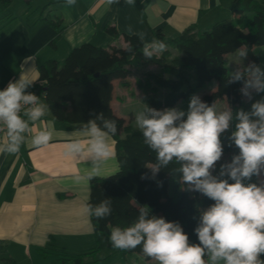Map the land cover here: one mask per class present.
<instances>
[{
	"label": "crops",
	"instance_id": "crops-1",
	"mask_svg": "<svg viewBox=\"0 0 264 264\" xmlns=\"http://www.w3.org/2000/svg\"><path fill=\"white\" fill-rule=\"evenodd\" d=\"M27 1L11 0L3 15L10 19L0 22V90L23 76L31 82L28 92L40 84L41 64L48 60L60 64L73 48L86 43L105 49L124 47L122 35L141 38L142 34L144 44L153 46L157 31L168 41L191 26L201 32L214 23L235 20L230 11L233 0H134L133 4L76 0L74 6L67 0H29V6ZM51 16L59 19L57 29L45 20ZM107 26L114 27L120 37L106 34ZM30 56L32 60L27 59ZM132 70L127 78L129 88L119 80L112 82L110 107L125 124L134 119L126 106L138 96L145 100L135 80L158 68L142 67L134 78ZM39 103L45 106V115L37 121L27 116L18 153L7 152L10 143L0 138V249L4 247L15 264H62L57 253L83 254V264H157L153 259L119 254L108 236L94 233L90 216L84 213L90 177L107 178L118 171L114 140L107 136L114 156L97 158L87 151L92 139L89 124H58L44 100L40 98ZM41 132L51 133L52 139L48 145L36 146L33 140ZM74 144L83 151L75 152ZM258 178L257 186H264L261 172Z\"/></svg>",
	"mask_w": 264,
	"mask_h": 264
},
{
	"label": "trees",
	"instance_id": "trees-1",
	"mask_svg": "<svg viewBox=\"0 0 264 264\" xmlns=\"http://www.w3.org/2000/svg\"><path fill=\"white\" fill-rule=\"evenodd\" d=\"M10 1L0 0V7L6 8ZM28 1L26 4L29 6ZM230 11L235 24L217 22L204 32L191 26L168 41L157 31L156 39L167 45V51L154 53L153 45L149 48L153 52L151 58L144 55L145 44L139 36L122 35L124 47L105 49L86 43L73 48L60 64L48 60L39 66L40 84L34 85L33 89L39 99L44 100L56 123L80 125L95 121L107 132L105 121L115 122L116 132L109 133V136L115 142L118 171L107 178L90 179L87 204L94 209L107 200L112 209L111 214L103 218L90 216L95 234H105L110 239L113 228L123 230L132 226L138 222L144 209L147 218H164L166 222L177 223L189 236L190 244L200 243L195 230L200 226L204 210L215 201L192 190L183 181L182 163L176 162L175 158L153 173L149 165H156L159 161L157 153L145 143L143 132L132 123L125 124L112 112V82L119 80L122 86L129 88L127 78L132 69L157 67V72H146L135 80V87L145 95L143 112L145 108L163 111L181 100L191 99L211 81L216 82V88L203 96V103L213 106L216 101L225 100L229 108L242 106L241 89L246 88L250 79V68H243L239 73L242 78L234 80L228 76L226 56L242 48L252 65L261 62V57L254 55L252 49L264 45V0H233ZM245 15L249 17L245 18ZM6 18L10 19L2 17L0 22ZM243 18L244 26L241 27L238 22ZM45 20L58 28L59 19L51 16ZM105 32L112 38L120 37L112 26H107ZM56 38L49 42L50 46H54ZM162 90L165 91L163 97H157ZM133 95V91H129V96ZM227 151L231 154V163L240 154L234 143L223 146V153ZM261 173L264 184V167ZM142 247L115 249L124 257L137 255L144 261L151 260L144 256ZM55 255L62 264H83V254ZM260 258L264 260V255ZM0 264H15L4 247L0 249Z\"/></svg>",
	"mask_w": 264,
	"mask_h": 264
},
{
	"label": "clouds",
	"instance_id": "clouds-1",
	"mask_svg": "<svg viewBox=\"0 0 264 264\" xmlns=\"http://www.w3.org/2000/svg\"><path fill=\"white\" fill-rule=\"evenodd\" d=\"M107 2L119 3V0ZM126 2L133 4L134 0ZM67 4L74 6L76 0H67ZM150 47L145 45L143 49L148 58L153 55ZM154 50L167 51V45L155 41ZM240 55L246 54L241 51ZM252 67L254 71L250 70L251 78L245 87L264 92V79H261L264 73L258 67ZM241 78L239 73L233 76L234 80ZM30 84L22 76L19 80L9 81L7 87L0 90V121L7 125L11 143L6 151L11 154L19 152L20 134L28 127L19 114L21 106L34 105L25 113L32 121L45 115V106L39 103V97L27 92ZM245 94L248 95L247 91ZM100 119H104L103 115ZM231 120L230 111L217 114L214 106L201 102L198 96L191 98L187 113L176 109L158 111L145 108L144 112L137 114L136 124L143 132L145 143L157 153L159 163L149 165L153 173L175 158L176 162L182 163L183 181L215 203L203 212L200 226L195 230L199 244H190L189 236L177 223L166 222L164 218L149 219L146 210L142 209L138 222L123 230L119 227L112 229L110 239L114 248L134 250L142 245L144 256L158 264H218L221 260L224 264H264L260 258L264 255V186L244 183L245 179L259 176L264 167V100L254 103L251 113L240 111L237 114L239 122L231 139L240 154L221 172V175L230 176L234 183L217 180L210 172L221 160L223 146L220 137L229 129ZM88 127L92 139L87 151L105 160L113 157L114 150L107 142V136L115 134V122L105 121L107 132L95 121H90ZM51 139V133L41 132L33 143L48 145ZM73 150L77 153L83 151L79 144H74ZM83 209L88 216L97 218L108 216L112 211L107 200L94 209L85 204ZM205 255L209 257L208 262Z\"/></svg>",
	"mask_w": 264,
	"mask_h": 264
},
{
	"label": "rangeland",
	"instance_id": "rangeland-1",
	"mask_svg": "<svg viewBox=\"0 0 264 264\" xmlns=\"http://www.w3.org/2000/svg\"><path fill=\"white\" fill-rule=\"evenodd\" d=\"M37 2H39L40 0H35ZM256 1H261V0H256ZM7 7L6 8H2L0 7V18L3 17L4 14L7 13ZM41 10L38 11V13H40ZM48 13V11H44V15H46ZM249 15H245V18H248ZM245 18H243L242 20H240L238 22V25L243 27L244 26V21ZM232 23H236V21L233 19L231 21ZM209 29H207L206 31H208ZM204 32V31H201ZM243 51L242 48H240L238 51H236L235 53L232 54H228L226 56L227 62H226V68H227V73L229 77H233L235 74L240 73L243 68L245 67H249L251 71H254V68L252 67L253 65L250 63L249 58L244 55L241 56L240 52ZM252 52L254 55H257L259 57H261V62L257 65H254L255 67H258L261 70V73H264V45L263 46H255L252 49ZM155 69V68H152ZM142 71V68H140L139 70H132V77L134 78L136 75H139ZM249 78L250 75H249ZM261 79H264V76L261 77ZM216 88V82L215 81H211L206 83L196 94L195 96H198L201 100V102H203V96L205 94H209L211 92H213ZM243 90V95H242V106H237L235 108H229L226 101L225 100H219L216 101L213 106L215 107V110L217 112V114H220L222 112L225 111H230L232 114V120L230 121V127L228 130H226L224 133L221 134V143L222 146H224L225 144H228L229 146H231L234 142L231 139L232 133L234 131H236V124L239 122L237 120V114L240 111H244L245 113H251L252 112V105L256 102L262 101V96L264 94V92H257L254 88H250V89H246V88H242L241 91ZM245 91H247L248 95L245 94ZM165 94V91H161L157 97L161 98L163 97V95ZM191 99H187V100H181L179 101L175 106L171 107V108H167V109H176L178 111H183L185 113L188 112L189 110V104H190ZM143 100L141 99V96H138L137 99L133 100V104L131 106L128 107V105L126 106V112H129L130 110L133 112L134 115V119L132 121V124L134 126L138 125L136 124V116L137 114L143 112ZM165 110V109H164ZM186 118V116H185ZM253 120L256 119V117H252ZM240 151V150H239ZM231 163V154L230 152H225L223 153L221 160L218 161L214 167L211 169V175L216 178L217 180H228V182L230 181L231 183H234L235 181H233L230 176L228 175H221L222 170H224L226 168V166ZM259 176H255L254 178H251V180H244L245 184L248 183H255L257 185L260 184V178H258ZM259 183V184H258ZM170 193H171V189H170ZM107 236V235H106ZM105 236V237H106ZM158 264V262H157Z\"/></svg>",
	"mask_w": 264,
	"mask_h": 264
},
{
	"label": "built area",
	"instance_id": "built-area-1",
	"mask_svg": "<svg viewBox=\"0 0 264 264\" xmlns=\"http://www.w3.org/2000/svg\"><path fill=\"white\" fill-rule=\"evenodd\" d=\"M28 93H32V94H35L37 96L36 90L33 89V88L31 90H29ZM32 107H34V105H22L21 106V111H20L19 114H20L21 118L24 121H26V118L28 116V115L25 114L26 111L29 110V109H31ZM20 136H21V134H20ZM0 138L1 139L5 138V139L8 140L9 143H11V137L9 136L8 129H7V125L3 121H0Z\"/></svg>",
	"mask_w": 264,
	"mask_h": 264
}]
</instances>
